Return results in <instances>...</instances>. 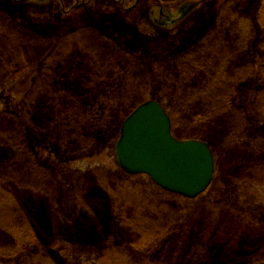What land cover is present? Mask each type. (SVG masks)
Here are the masks:
<instances>
[{
  "label": "rangeland",
  "instance_id": "374dc122",
  "mask_svg": "<svg viewBox=\"0 0 264 264\" xmlns=\"http://www.w3.org/2000/svg\"><path fill=\"white\" fill-rule=\"evenodd\" d=\"M188 1L201 3L198 2L194 10L186 12L184 17L171 26H159L150 17V10L155 15H159L160 10L165 14L167 8L175 10ZM262 5L264 0H0V10L25 28L44 35H54L65 30L74 31L79 25L93 27L113 40L124 52L139 60H146L149 67L151 63L148 60L151 59L190 57L189 51L208 43L209 40L203 41L211 33L212 41L215 40L216 43H210L218 51L215 57L217 60H228L226 70L235 74L232 79L207 87L212 95L233 92V97L230 96L227 103L224 102L227 114H224V109L221 112L224 115L217 118L214 117L213 109L209 110L210 106L213 107L212 102L209 103L202 94L199 99L194 98L193 104L176 94L179 91L169 83L172 79H179L171 72L174 62H166L161 69L166 78L153 77L144 69H139L137 84L122 94L125 98L121 100L120 106L124 107V111L141 101L157 100L172 116V133L176 138L202 140L211 147L215 156L214 179L208 190L194 201L180 199L179 196L159 190L147 176H129L121 170L115 154L120 130L115 132V127L127 117H124V111L119 112L110 107L103 136L89 145L83 152L84 155L63 154L55 151L44 140L34 139L31 146L36 153L38 169L29 170V174L22 175V178L15 181L14 194L23 200L18 206L22 209V214L34 215L36 224L30 225L36 238L24 239L25 242L18 239L20 245H14L13 251L23 255V259H17L16 256L12 260H4L1 259L4 258L2 253L7 251L3 245L14 239L3 236L0 231V243L3 244L0 245V264H264ZM229 17L232 22L237 18L242 20L243 37L232 41L231 33L221 31ZM0 38L6 42V46L15 42L9 36L1 35ZM3 55L5 58V54ZM200 55L201 53L198 57ZM236 63L247 65L236 70ZM33 71L22 68L11 78L0 82V118L5 111L21 113L25 93L31 86ZM5 72L0 69V75H5ZM253 72H258L263 76L262 79L251 76ZM204 73L209 75L207 69ZM223 75L227 76L225 72ZM239 76L241 80L235 84V78ZM95 91L84 93L82 101L90 103ZM118 94L116 93V98L122 96ZM188 104L195 108L191 117L201 116L199 122L188 121L179 113L178 110ZM93 175L99 178L103 175L110 176L118 181L134 180L155 190L151 195L155 199L158 220L155 236L132 238L129 233L117 227L114 214L110 217L112 221L109 231L98 237L89 235L86 238L95 240L93 242L74 243L56 237L61 235L57 234L56 224L47 220V216L50 219L52 216L46 214L48 211L41 213L43 210L36 204L38 196L30 191L26 192L24 188L26 177L31 176L29 182L33 181L39 190L40 202L46 204V199L67 200L72 196H80L83 189L75 188L77 183L89 185L90 177L94 179ZM97 181L85 189V192L90 191L91 199L96 201L101 188ZM127 200L134 201L128 197ZM48 204L51 208V202ZM59 208L64 212L68 205H60ZM106 208L100 213L101 217H108V206ZM246 208L248 216L242 219V212L235 209H244L245 213ZM138 214H131L134 223L142 220L144 227L151 225L150 221H146L148 212L140 211ZM36 216L43 221L41 228ZM162 227L170 232L160 239L158 230ZM84 233L80 231L74 236L82 237L81 234ZM86 236L87 233L83 237ZM25 247L29 249L28 254L22 253L26 251ZM33 250L36 251L34 254Z\"/></svg>",
  "mask_w": 264,
  "mask_h": 264
},
{
  "label": "trees",
  "instance_id": "16d2710c",
  "mask_svg": "<svg viewBox=\"0 0 264 264\" xmlns=\"http://www.w3.org/2000/svg\"><path fill=\"white\" fill-rule=\"evenodd\" d=\"M260 9H262L260 19L261 26H263L264 5ZM230 19L229 17L226 24L222 25L221 31L231 33L230 39L233 41L243 37L241 35L243 23L238 18L234 22H232L233 20L229 21ZM91 28L79 25L74 31L65 30L54 35H44L31 28L21 26L5 11L0 10V36H9L15 39L14 43H9L6 46V42L1 41L0 38V69L6 71L5 75H0V82L11 78L15 72L22 68L34 70V74L32 72L31 76V86L23 99L21 113L5 111L0 118V231L3 236L14 239L4 245L0 243L7 251V253H2L4 258L1 259L12 260L16 256L17 259H23V255L13 251L15 250L14 245H20L18 239L25 242L24 239L36 238L30 225L36 224L34 215L22 214V209L18 206L20 207L23 200L14 194L16 191L15 181L22 178V175L29 174V170L38 169L36 168L38 166L36 153L31 146L33 140H44L52 145L55 151H60L63 154L74 156L82 153L84 155L83 152L87 147L93 145L95 140L103 136L108 121L107 112L110 107L119 112L124 111V107L120 106L121 100L125 98L122 94L137 84L139 69H144L147 74L153 77L164 76L166 78L167 76L162 74L161 69L165 67L166 62H174L171 72H174L179 79H172L169 83L172 88L179 91L176 94L180 98L193 104L194 98L199 99L202 94L209 100V103L212 102L213 107L210 106L209 110L213 109L215 118L227 114L224 102L227 103V99L230 96L233 97V92L225 91L212 95V91L207 87L218 85L222 81L225 82V79H232L235 74H230L226 70V66L229 65L228 60H217L218 58L215 57L218 51L215 50L217 47L210 43H216L215 40L212 41L211 33L205 36L203 42L209 41L199 47H202L201 50L197 48L189 51L190 57H170L168 60L165 58L151 59L148 60L151 63L149 67L146 65V60H139L124 52L113 40L100 34L93 27ZM88 30L91 32H85ZM246 39L249 38L246 37ZM200 53L201 55L198 57ZM3 54H5V58H3ZM20 56L22 57L19 58ZM236 64L238 65H235L236 70L247 65ZM205 69L209 71V75L204 73ZM224 72L227 76H222ZM251 76L259 77V79L263 77L258 72H253ZM249 77L250 75L246 78ZM235 79L236 84L239 79L241 80V76ZM207 81L208 83H206ZM229 82L230 80H228ZM196 87L200 90H197ZM93 90H96V93L92 96L91 102L82 101L84 93ZM116 93L122 96L116 98ZM138 104L131 106L128 111L127 108L124 111V117ZM194 110L195 108L188 104L178 111L186 120L199 122L200 115L190 116ZM223 111L224 114L221 113ZM202 118L204 119L203 115ZM121 121L117 123L115 132L119 131L118 126ZM171 122L173 124L172 119ZM90 131H93L92 134L89 133ZM93 177L94 179H91L92 176L90 177L89 185L77 183L75 188L83 189L80 196H72L73 198L67 200L64 198L46 199V204L40 202L39 190L33 181L29 182L31 176L26 177L24 188L26 192L30 191L33 195L38 196L36 204L43 210L41 213L48 211L46 214L52 216L51 219L50 216H47V220L56 224L57 234H61L56 237L70 242L74 241V243L93 242L95 240L86 238L89 235L98 237L109 231L112 221L110 217L114 214L117 219V227L129 233L132 238L155 236L158 220H156L155 199L151 197L153 192H156L155 190L134 180L121 179L118 181V179H112L105 175L101 178L97 175H93ZM95 179L96 181L99 179L97 182L101 185L98 190L100 195L96 196L97 201L91 199L90 191H86L88 195L85 192L87 186L90 188L92 182H96ZM127 197L133 198L134 201L129 202ZM104 198L105 200L102 201L101 199ZM178 198L186 199L181 196ZM48 202H51V208ZM65 204L68 205V209L63 212L59 206L64 207ZM107 206L108 217H101L100 213L104 212ZM140 211L148 212L149 217L146 221H150V226L144 227L142 220H137L134 223L131 214L133 212L139 215ZM60 212L62 213L61 219ZM36 220L41 228L43 221L39 216H36ZM113 226L115 225L113 224ZM80 231L87 233V236L83 237L84 233L81 234L82 237H75L74 234ZM169 232L163 227L159 228L158 238H163ZM28 251L29 249L26 248V251L22 253L28 254ZM35 252L33 250V254Z\"/></svg>",
  "mask_w": 264,
  "mask_h": 264
},
{
  "label": "water",
  "instance_id": "95a60500",
  "mask_svg": "<svg viewBox=\"0 0 264 264\" xmlns=\"http://www.w3.org/2000/svg\"><path fill=\"white\" fill-rule=\"evenodd\" d=\"M151 19L158 25H168L153 14ZM115 154L127 174H144L161 189L186 198L203 193L215 172L209 145L176 138L170 116L157 100L141 103L125 118Z\"/></svg>",
  "mask_w": 264,
  "mask_h": 264
},
{
  "label": "flooded vegetation",
  "instance_id": "af4514ba",
  "mask_svg": "<svg viewBox=\"0 0 264 264\" xmlns=\"http://www.w3.org/2000/svg\"><path fill=\"white\" fill-rule=\"evenodd\" d=\"M193 3L195 5L190 6V3ZM198 2L201 3V1H188L185 3L180 4L177 9L175 10H170V9H166L165 10V14L163 13V11H159V15H156L155 17L159 18L160 20H162L163 22H166V24H168L169 26L175 24L177 21H179L182 17H184V14L188 11V9H191L189 12H191L192 10H194L197 5ZM204 2V1H203ZM197 4V5H196ZM151 14H154L153 10H150ZM165 26V25H164ZM232 206V205H230ZM236 211H241V218L244 219L247 215V208H246V212L244 213V209H235Z\"/></svg>",
  "mask_w": 264,
  "mask_h": 264
}]
</instances>
